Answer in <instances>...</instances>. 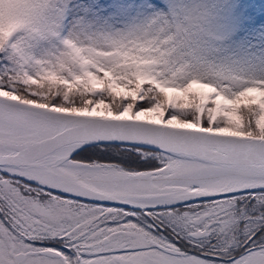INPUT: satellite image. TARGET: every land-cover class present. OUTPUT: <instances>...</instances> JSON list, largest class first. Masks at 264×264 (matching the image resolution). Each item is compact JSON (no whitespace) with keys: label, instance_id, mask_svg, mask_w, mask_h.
Masks as SVG:
<instances>
[{"label":"snow or ice","instance_id":"1","mask_svg":"<svg viewBox=\"0 0 264 264\" xmlns=\"http://www.w3.org/2000/svg\"><path fill=\"white\" fill-rule=\"evenodd\" d=\"M262 12L0 0V264H264Z\"/></svg>","mask_w":264,"mask_h":264},{"label":"rangeland","instance_id":"2","mask_svg":"<svg viewBox=\"0 0 264 264\" xmlns=\"http://www.w3.org/2000/svg\"><path fill=\"white\" fill-rule=\"evenodd\" d=\"M254 2H256L258 6L264 5V0H254ZM261 15H264V12H262Z\"/></svg>","mask_w":264,"mask_h":264}]
</instances>
